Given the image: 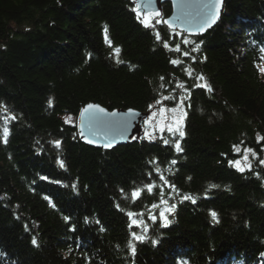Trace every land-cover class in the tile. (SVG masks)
Returning <instances> with one entry per match:
<instances>
[{
    "label": "trees",
    "instance_id": "16d2710c",
    "mask_svg": "<svg viewBox=\"0 0 264 264\" xmlns=\"http://www.w3.org/2000/svg\"><path fill=\"white\" fill-rule=\"evenodd\" d=\"M133 7L0 0V264H182L179 255L217 264L224 254L264 264V0H225L220 19L192 43L170 38L163 22L158 40ZM164 37L188 55L165 48ZM185 90L183 137L164 130L147 139L138 126L132 141L102 149L65 118L89 102L151 111L157 95ZM245 149L251 167L241 172L229 162L244 166ZM153 204L175 205L172 225L160 215L146 232L145 222L130 223L129 212Z\"/></svg>",
    "mask_w": 264,
    "mask_h": 264
},
{
    "label": "water",
    "instance_id": "95a60500",
    "mask_svg": "<svg viewBox=\"0 0 264 264\" xmlns=\"http://www.w3.org/2000/svg\"><path fill=\"white\" fill-rule=\"evenodd\" d=\"M164 0H153V3L149 9H155L156 6L160 8V2ZM174 6L179 10L172 20L179 19L183 21L186 25L195 26L194 28L198 31L202 30L200 25L204 20V13L212 10L211 5L213 0H173ZM222 0V3L223 4ZM146 2V1H145ZM142 2V3H145ZM221 6L219 9L220 15ZM200 13V17L197 18V14ZM218 15V17H219ZM218 18L216 19V21ZM215 23L211 26H205L203 31L212 28ZM172 24V23H171ZM173 26V25H172ZM186 28V26H185ZM92 105H97L103 108L105 111L103 113L96 112L93 115L85 114L79 117V130L84 142L98 147H104L105 143L111 142V147L113 148L119 143H124L130 140V136L133 134L134 126L138 122L139 118L143 115L138 110L135 109H114L109 110L108 108L98 104L90 103ZM89 104L84 106L86 108ZM83 108V109H84ZM131 112L138 113V115H131ZM115 113V115H112ZM91 141V143L89 142Z\"/></svg>",
    "mask_w": 264,
    "mask_h": 264
},
{
    "label": "snow or ice",
    "instance_id": "6c2138e0",
    "mask_svg": "<svg viewBox=\"0 0 264 264\" xmlns=\"http://www.w3.org/2000/svg\"><path fill=\"white\" fill-rule=\"evenodd\" d=\"M152 3H153V0H146L145 3H136V6L133 8V11L136 12V15H137L138 19L143 17L142 22L144 23L145 27H149L150 26V20H151V18L153 16H160L159 12H143V13L141 12V8L148 9V8H150ZM221 3H222V0H213V3L211 5L212 10L203 14L204 15V20H203V23L200 25L201 29H204L205 26H211V24L215 23L216 19L218 18V15H219V9H220ZM200 15L201 14L198 13L197 14V18H199ZM157 22L159 23L160 21H157ZM163 23L167 24L170 28L172 27V24H171L170 21L165 20V21H163ZM157 39L158 40L160 39L159 33H157ZM105 42L109 43V45L111 46V42L107 38V29H105ZM185 43H187V41H185ZM164 47L165 48H169V45L167 43H165ZM198 47H199V45H197V48ZM169 50H171V51H180V47H179V45H177L174 49L169 48ZM193 50H195V49H193ZM115 51L118 53L119 49H115ZM260 51L262 53H264V48H261ZM184 55H188V53L185 52ZM262 59H264V57H262ZM170 62L173 63V64L180 63L179 60H173V61H170ZM186 71H188V70H186ZM260 71L264 72V69H260ZM188 75L191 76V72H188ZM161 79H163V78H161ZM198 79L203 80L204 77L203 76H199ZM197 86H200V85H197ZM203 86L207 87L208 91H211L210 86H208V85H203ZM161 87H163V85H161ZM177 87L183 88V84H178ZM169 99H173V97H171V96L163 97V100H169ZM182 102L183 101L181 100V104H182ZM49 103L51 104V101ZM157 103H161V101H157ZM150 108H151V106H150ZM178 109H180V105H177L176 108H172V109L161 107L157 113L153 114V119H155L156 116H159V121L157 122V124L154 127H159L160 130L163 131V129L165 127L164 121L168 119L166 113L167 112L175 113ZM4 111L6 112L7 109L4 108ZM104 111L105 110L103 108H101V107H99L97 105L89 104L86 108H84L82 110L81 116H84L85 114H91V115L94 116V114L96 112L103 113ZM181 111H182V109H181ZM130 114L131 115H138V113L131 112V110H130ZM112 115H115V113H113ZM185 115H186V113L182 112V114L180 115L179 119L175 120V127H173L172 125H167V130L169 132L174 133V134L178 132L179 136L183 137L185 135V133L182 130V122H183V119H184ZM12 119H15V117H12ZM66 119H70V118H66ZM146 122H149V121H146ZM3 135H4V138L6 140L7 135H8V129L7 128L4 129ZM146 135H149L150 139L153 138L150 134L146 133ZM89 142L91 143V141H89ZM164 143L168 144L169 141L168 140H164ZM55 144H56L57 147H59L60 142L56 141ZM111 146H112L111 142H108V143L104 144L105 148H108V147H111ZM175 148H176L177 152L182 151L178 141L175 144ZM234 150L237 151V152L240 151L239 147H237V146H234ZM249 152H251L250 149H245L244 150V156H243V160L245 161L244 166H241V162L240 161H235V162L230 161L229 163L230 164H234L239 171L243 172L246 167L247 168L251 167L250 163L248 162V153ZM253 155H255V154L253 153ZM172 163L174 164L175 161H172ZM61 166H63L62 162H61ZM157 171H159V169H157ZM160 178L162 180L164 179L163 176H161ZM165 183H167V181H165ZM146 187L148 188V191L151 192L152 188H153V185H146ZM139 192H140V189H137V190L133 191V193H132L133 199H135L139 195ZM184 199L192 200V202L195 203V200L191 196H185ZM161 202L164 203V204H167V201L163 199V194H161ZM152 207L156 208V207H158V205L153 204ZM174 208H175V205H172L171 207L166 208L164 211H162L160 213V218L166 220L165 212L170 213ZM210 214H211L213 220H215L216 219L215 212H212ZM128 216L130 218H132L134 216V214L129 212ZM65 219H67V217ZM150 219L155 221L156 217L152 216V217H150ZM97 223H98V221H97ZM132 223L137 225V226H143V222L142 221L133 220ZM166 223H167V221H166ZM143 227H144V231L146 232L147 231V227L146 226H143ZM101 230H103V229H101ZM132 237H133L134 240H139V241H143L146 238L144 236L137 235L135 232L132 233ZM32 243L33 244L37 243L35 238L33 239ZM153 243H155V241H153ZM128 247H129L130 251L132 252V254H135V244H133L131 241H129ZM182 264H186V262H182Z\"/></svg>",
    "mask_w": 264,
    "mask_h": 264
},
{
    "label": "rangeland",
    "instance_id": "374dc122",
    "mask_svg": "<svg viewBox=\"0 0 264 264\" xmlns=\"http://www.w3.org/2000/svg\"><path fill=\"white\" fill-rule=\"evenodd\" d=\"M153 107H154L155 110L159 111V109L161 107H165V108H168V109H172V108H176L177 105H175V107H173V106L171 107V106H166V105L162 104V102L161 103H157V101H156V102H154ZM181 109H182V111H181ZM182 112L183 113H186V111H185V109L183 108L182 105H180V109H178L175 113H173V112H167L166 115H167L168 119L164 121V125H165L164 129L167 128V125H172L173 127H175V120L176 119H179V117L182 114ZM68 118H70L69 120L72 121V122H75L76 121L75 118H71V117H68ZM155 119H156V121L154 122V119L151 118V117H149L147 119V121L154 122L153 125L155 126L157 124V122L159 121V116L155 117ZM184 120H185V116H184L183 122H184ZM149 122H147V123H149ZM183 122H182V124H183ZM249 154H250V152L248 153V155Z\"/></svg>",
    "mask_w": 264,
    "mask_h": 264
},
{
    "label": "bare ground",
    "instance_id": "6f19581e",
    "mask_svg": "<svg viewBox=\"0 0 264 264\" xmlns=\"http://www.w3.org/2000/svg\"><path fill=\"white\" fill-rule=\"evenodd\" d=\"M105 31V29H103V32ZM255 32V36L256 37H258L259 35H256L257 33H256V31H254ZM107 38H108V40L110 41V38H109V36H108V33H107ZM104 40H105V37H104ZM111 42V41H110ZM109 44V43H108ZM177 81H176V85H178V84H183L184 85V82H182V79H176ZM165 89H167V87H165ZM169 90V89H168ZM168 90H166V91H168ZM158 94H159V92H158ZM155 100L156 101H163V98H161V95H157L156 97H155ZM152 221L153 220H151L150 218H146L145 219V225H146V227H147V225H149V224H151L152 223ZM224 255H226V254H224ZM224 255H222V256H224ZM10 263H11V261H10Z\"/></svg>",
    "mask_w": 264,
    "mask_h": 264
}]
</instances>
